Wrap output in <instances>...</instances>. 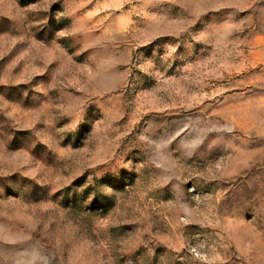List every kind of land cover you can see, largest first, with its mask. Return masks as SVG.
<instances>
[{
    "label": "rangeland",
    "instance_id": "374dc122",
    "mask_svg": "<svg viewBox=\"0 0 264 264\" xmlns=\"http://www.w3.org/2000/svg\"><path fill=\"white\" fill-rule=\"evenodd\" d=\"M0 264H264V0H0Z\"/></svg>",
    "mask_w": 264,
    "mask_h": 264
}]
</instances>
